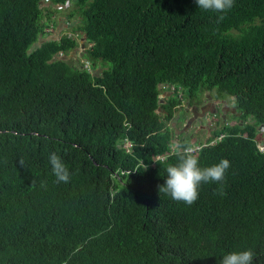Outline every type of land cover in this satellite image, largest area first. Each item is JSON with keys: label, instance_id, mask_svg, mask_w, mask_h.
Returning a JSON list of instances; mask_svg holds the SVG:
<instances>
[{"label": "trees", "instance_id": "trees-1", "mask_svg": "<svg viewBox=\"0 0 264 264\" xmlns=\"http://www.w3.org/2000/svg\"><path fill=\"white\" fill-rule=\"evenodd\" d=\"M59 10L98 75L65 59L75 35L46 39ZM203 93L229 97L238 122L198 145L200 168L231 166L188 206L158 185L183 155L174 145L190 146L169 127L181 98ZM261 128L264 0L224 13L196 0H0V264H220L249 249L264 264ZM53 152L70 182H56Z\"/></svg>", "mask_w": 264, "mask_h": 264}, {"label": "clouds", "instance_id": "clouds-1", "mask_svg": "<svg viewBox=\"0 0 264 264\" xmlns=\"http://www.w3.org/2000/svg\"><path fill=\"white\" fill-rule=\"evenodd\" d=\"M199 9L211 10L224 13L230 10L235 0H196ZM224 16H219L218 21H222ZM174 149L183 155L180 162L175 166L166 169L167 179L163 185H158L159 193L163 192L177 202L191 206L199 198V187L201 183H222L226 178V173L230 168V161L222 159L216 165L206 168L198 166V157L194 154L198 150L192 146L183 147L179 142L174 145ZM52 174L57 183L70 182V173L60 156L55 152L49 155ZM255 253L252 250L232 252L225 255L220 264H254Z\"/></svg>", "mask_w": 264, "mask_h": 264}, {"label": "rangeland", "instance_id": "rangeland-1", "mask_svg": "<svg viewBox=\"0 0 264 264\" xmlns=\"http://www.w3.org/2000/svg\"><path fill=\"white\" fill-rule=\"evenodd\" d=\"M55 16L56 18L52 22L53 27L56 28L54 32H59L60 35L68 34L77 37L79 50L70 53V56L65 59L68 60L71 66L87 69L92 75H98L101 72V66L99 64L91 65L82 58V52L88 46L87 42L82 39L78 31L72 33L68 25H59V20H66L64 11L55 12ZM75 20L77 23L79 22L78 19ZM70 25L72 26V22ZM46 31L48 32L47 34L51 35V28ZM49 39L56 40L53 36L49 37ZM41 41L42 39L35 46H38ZM106 66L108 67L109 64H106ZM170 92L171 89L162 94L163 97L169 96ZM200 97L199 104L193 101H191L192 104H188V100L184 99V97L181 98V106H179L174 118L169 123V127L175 136L188 140L190 146L204 144L212 137L213 132L238 122V119H236L238 115L235 114L233 103L229 97L224 96L226 100H216L206 93H203ZM257 142L259 144L264 142V128L258 130Z\"/></svg>", "mask_w": 264, "mask_h": 264}, {"label": "crops", "instance_id": "crops-1", "mask_svg": "<svg viewBox=\"0 0 264 264\" xmlns=\"http://www.w3.org/2000/svg\"><path fill=\"white\" fill-rule=\"evenodd\" d=\"M53 18L55 19L56 18V16H55V14H54V16H53ZM59 19V18H58ZM65 21V20H64ZM64 21H62V20H59V25H64ZM63 22V23H62ZM50 28H51V31H50V33H51V35H49V34H47L46 36H47V38L46 39H49V37H51V36H53V38L54 39H58L61 35L59 34V32H54L55 30H56V28H54L53 27V24H50ZM49 28V29H50Z\"/></svg>", "mask_w": 264, "mask_h": 264}, {"label": "built area", "instance_id": "built-area-1", "mask_svg": "<svg viewBox=\"0 0 264 264\" xmlns=\"http://www.w3.org/2000/svg\"><path fill=\"white\" fill-rule=\"evenodd\" d=\"M192 147H194V148H196L197 150H199L200 149V147L199 146H192ZM260 148V150H263V147H259Z\"/></svg>", "mask_w": 264, "mask_h": 264}, {"label": "water", "instance_id": "water-1", "mask_svg": "<svg viewBox=\"0 0 264 264\" xmlns=\"http://www.w3.org/2000/svg\"><path fill=\"white\" fill-rule=\"evenodd\" d=\"M69 57V56H68Z\"/></svg>", "mask_w": 264, "mask_h": 264}]
</instances>
